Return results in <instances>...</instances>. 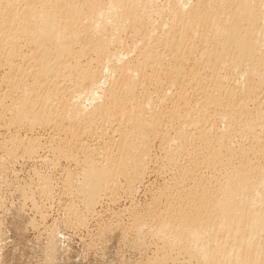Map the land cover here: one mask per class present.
Returning <instances> with one entry per match:
<instances>
[{"label": "bare ground", "instance_id": "1", "mask_svg": "<svg viewBox=\"0 0 264 264\" xmlns=\"http://www.w3.org/2000/svg\"><path fill=\"white\" fill-rule=\"evenodd\" d=\"M253 1L255 0H163L162 7L154 10L152 0H0V64L3 60L5 67L13 66L12 60L17 58L15 55L20 56V52L15 49L20 36L24 37V46L31 52L25 57L34 63L33 70L30 71L34 78L33 84L27 87L22 81L20 85L16 82L15 87L23 91L11 105L4 107L5 112L11 113L8 121L10 125L27 122L35 127L55 122L54 125L60 126L67 122L83 126L88 121V115L102 109V104L98 103L102 101L98 94L100 91L101 97L107 91L108 96L113 99L112 104L109 102L111 108H105L106 122L110 117L116 118L124 102L113 98L111 90L118 85L123 86L121 91L124 94H132V86L137 83L140 67L145 68L146 64L151 65L153 62L157 64L159 59L166 57L167 52H157L158 49L148 42L157 39L154 31L167 26L169 17L171 28L163 34L161 46L174 49L173 56L178 62H184L196 54L197 47L194 44L197 39L202 40L205 49L195 59V66L204 65L206 69L202 68L208 72L206 76L216 72V75L222 77V72L226 69L229 76L233 77L230 78L234 79L228 77L229 81L243 88V93H239L237 89L233 91L227 85L220 86L219 77H211L208 80L209 87L214 91L207 96L204 104L201 103L203 108L198 109L196 106V109L192 108L187 112L188 116L182 115L180 118L172 112L175 117L171 119L172 123L178 122L172 142L185 150L188 163L175 178V183L182 186V192L166 198L167 206L157 216L154 233L160 239L159 251L165 261L171 252L179 249L198 264H264V162L257 165L251 163V156L264 153V103L255 106L253 111L244 107L250 88L257 90L258 87H264V0H256L257 4ZM152 15L158 16L159 21L150 20ZM144 24L149 25L151 32L144 28L142 30ZM137 27H140L139 32H136L139 33L141 42L130 51L132 54L139 50L142 63L136 62L138 64L129 67L125 64L129 56L121 58L124 53L120 54V50L117 53L118 49L116 53H112L110 48L120 42L123 33ZM174 27L179 36L175 35ZM192 39L195 42L191 43ZM77 46H80L79 49H76ZM88 53L97 56L98 63L107 61L104 62L106 72L103 70L105 79L96 78L99 73L97 71L102 70L101 68L95 71L90 65L82 66L77 62L79 57H85ZM102 64L100 65L104 66ZM176 69L177 67L171 68L170 74ZM116 70L120 71L122 77L118 80L111 77L112 74H117ZM64 72L65 75L69 73V76H64L71 81L69 93L66 89L63 92L52 90L47 83L46 90L50 89V95L46 93L42 96L43 89L40 94H36L34 90L42 87L47 77L59 78ZM196 77H193L194 82ZM57 80L56 83L59 82ZM44 85L46 87V83ZM104 87H109V90H103ZM222 87H225L223 90L227 93L223 95L227 96L226 102H222ZM247 89L250 91H246ZM146 105L148 107L147 103ZM211 106L218 108L217 112H213L214 115H209L218 118L221 123L222 128H216L219 132L200 123L203 120L199 118ZM143 107L140 101L137 111H133L136 112L133 117L127 118L131 130L119 132L120 141L115 150L112 148L111 152H105L99 162L93 159L94 153L93 156H85L88 159L83 165L80 186L77 187L79 191L76 190L82 194L86 207L91 208L96 204L95 201L104 188L112 193L117 191L119 186L116 181L120 177L126 181L130 192L143 177L145 161L150 152V140L153 136H158L155 128L161 122L157 114L149 115V118L147 109ZM244 110L247 113L241 116L240 113ZM208 118L207 122H210ZM194 127L197 134L190 130ZM246 140L250 141L249 144H241ZM38 147V143L29 142L24 153L32 156ZM7 151L8 156L14 155L12 149ZM194 151L196 155L191 153ZM69 152L61 149L56 155L69 159ZM169 157L170 160L176 159L172 155ZM210 168H219L224 175L215 189L214 185L211 187L212 184L204 185L206 175H200V171H209ZM136 221L135 229H142L145 218L140 217Z\"/></svg>", "mask_w": 264, "mask_h": 264}, {"label": "rangeland", "instance_id": "2", "mask_svg": "<svg viewBox=\"0 0 264 264\" xmlns=\"http://www.w3.org/2000/svg\"><path fill=\"white\" fill-rule=\"evenodd\" d=\"M152 1L154 10L160 9L163 5V0ZM208 1L205 0V2ZM253 2L257 4L256 0ZM149 19L155 22L159 21L156 15H152ZM170 20V17L167 18L168 25L157 30L159 32L154 31L157 39L148 42L152 47L158 49L157 52H167L165 53L166 57L159 59L157 64L154 62L151 65L146 64L149 67L148 69L147 67H145L146 69L140 67V71H138V77H140L139 79L137 77V83L132 86V94H124L121 91L123 86L119 87L117 85L113 89L111 87L110 93L113 98L118 99L121 103L124 102V105H122L121 111L117 112V117H110L107 122L105 120V108L110 107L109 102L112 104L113 99L107 94L106 89L109 90V87H104L105 95L103 93V97H101V91L98 93L102 99L100 101L98 97L100 101L98 103L102 104V109L90 116L88 115V121L83 126H79L77 123H72V125L67 122L60 126L58 124L54 125L55 122H47L35 127H31L27 122L25 124L10 125L8 121L11 113L5 112L4 107L11 105L21 95L22 89H17L15 83L18 82L17 84L20 85L23 82V85L28 87L34 82L33 74L30 72L31 69L33 70L34 63L27 59L31 52L26 45V47L24 46L23 36H20V40L18 39L20 42L17 40L19 44H22L15 46V49L20 52V56L19 54L15 55L17 58L12 60L13 66L11 68L5 67L3 60L1 61L0 264H148L149 262H153V264H198L193 258L191 260L185 251L179 249L171 252L167 261H165L163 254L159 251L160 239L154 233L157 228V216L164 212L165 205L167 206V199L182 192V186L175 183V178L180 175V171L188 163L185 150H182L179 145L177 147V144L175 145L172 142L178 122L173 121L174 123L176 122L174 124L171 119L175 118L176 114H178L176 117L179 118L182 115L188 116L187 112L191 111L192 108L196 109L199 107L198 109H201L200 107L203 106L201 103L204 104L207 96H210L211 91L212 93L214 91L209 87L208 80L211 77H219V85L229 86L233 91L238 90L239 93H243V88L231 81L234 79H231L233 77L229 76V72L226 69V73L225 70L223 71L225 74L222 72V78L220 75H216V72L206 76L208 72L204 70L206 69L204 65L195 66V59H198L200 52L205 49L200 39H197L194 44L197 47L196 54L194 53L195 55L188 57L189 60L184 61L185 63L178 62L177 58L172 54L174 49L171 50L169 48L170 52L168 48L165 49L164 45H160L163 34L167 29L171 28V25H169ZM148 26L144 24L141 28L142 30L143 28L147 30L150 28ZM137 28H134V30L127 29L128 31L121 35L120 42L110 48L112 53H116L115 51L118 49L117 53L121 51L120 54H126V57L123 54L121 56L124 57L120 56L121 58L126 59L129 56L125 62L129 67L138 64L136 62L142 63L141 52L137 50L131 54L130 51L132 47H137L141 42L138 33L140 27ZM149 30L151 32V29ZM176 30L177 28L174 27L175 35L179 36ZM193 41L195 42L192 39L191 43ZM18 46L19 48L17 49ZM79 47L77 46L76 49H79ZM84 56L79 57L77 62L79 61L82 66L90 65L89 67L95 71L101 68L102 70L97 71L99 73L96 78L97 80H101L103 77L105 79L106 70L104 68H106V63L104 64V62L107 61H103V64L102 62L98 63L97 56L93 53H88ZM173 66L177 67L175 72L178 73L172 72L175 75L170 74V69H175ZM202 67L205 68L203 69ZM25 69L27 71H24ZM165 69L169 70V72ZM103 70H105L104 73ZM115 72L117 74L113 72L114 74L111 75V77H114H112L113 79L122 78L119 70ZM193 73H195L194 76ZM62 74L63 76L59 78L47 77L46 82H43V85L46 83V87L42 85L39 89L36 88L34 90L36 94L37 92L40 94L43 89V92H41L42 96L46 93L50 95V91H48L50 89L46 90L47 83L51 85L52 90L58 89L61 92L65 89L67 92L69 89L71 90L69 87L71 81L65 77L66 75L69 76V73L65 75L64 72ZM193 77H196L195 82ZM228 77L231 79L230 81ZM197 78L199 79L198 83ZM15 79L16 81H14ZM56 80L59 82L56 83ZM225 87H222L221 90V98L224 99L222 102L227 101V96H223L227 94L223 90ZM258 88L256 90V88L251 87V91L246 90L250 91L248 94L246 92L249 96H247L244 103V107L248 111H253L255 106L261 104V102L264 103V87L263 89L262 87ZM73 95H76V93ZM140 101L142 107L144 106L143 108L147 109L148 117L149 115L157 114L159 122L161 121L157 123L155 128L158 136H153L154 138L152 137L150 140L148 147L150 152L145 161L143 177L135 183V187L133 186V191L131 192L127 187L126 181L120 177L116 183L118 182L117 185L122 188L120 187L119 189L118 187L117 191L113 193L109 189L104 188L106 191H102L103 193L95 201L96 204H93L94 206L92 205L91 208L86 207L84 198L78 192L79 188L77 189L80 186L82 169L83 165L86 164V158L94 153V156L92 155L93 159L95 158L94 160L99 162L105 152L115 150L116 144L120 141L119 132H124V129L131 130L127 118L129 116L133 117L134 113H136L133 111H137ZM175 109L177 113L173 111ZM206 109V111L202 109L205 113L199 119L205 121L206 118L210 117L208 118L210 122H207L206 119L204 123L203 121H200V123L206 128H214V131L217 127L221 129L222 125L218 118L211 117L214 115L213 112H217L218 108L212 107L208 110V107ZM246 113L244 110L240 114L242 116ZM240 114L239 117H241ZM190 130L195 134L198 132L196 127ZM215 132L219 131L216 130ZM27 142L38 143L39 147L38 149L36 148L37 151L32 156H27L24 153ZM249 142V140H246L241 144H249ZM82 148H85V150ZM9 149L14 152L13 156H8L7 150ZM61 149L65 152L70 151L72 157L70 156L69 159L58 157L56 154ZM84 151L86 153L89 152V154H85ZM191 153L196 155L195 151ZM168 155H172L176 159L170 160ZM85 156L87 157L85 158ZM92 156L90 157L92 158ZM262 162H264V153L263 155L251 156L253 165ZM217 170L210 168L209 171L206 169L200 171V175H206L207 177H204L206 180L204 185L210 186L212 184L211 187L214 185L213 189H215V185H218L224 179L222 170ZM210 175L215 177V179L213 177L211 179ZM207 179L211 180V183ZM205 182L208 183L205 184ZM187 184L189 185L190 183ZM140 217L145 218L144 226H142V229H135L134 224Z\"/></svg>", "mask_w": 264, "mask_h": 264}]
</instances>
